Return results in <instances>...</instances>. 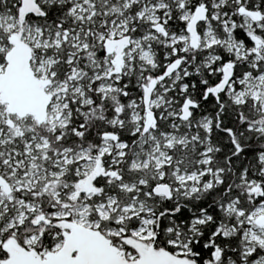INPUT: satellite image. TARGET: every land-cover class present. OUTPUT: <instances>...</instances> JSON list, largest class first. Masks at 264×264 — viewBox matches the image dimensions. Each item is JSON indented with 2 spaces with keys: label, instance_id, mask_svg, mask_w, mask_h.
Returning a JSON list of instances; mask_svg holds the SVG:
<instances>
[{
  "label": "snow or ice",
  "instance_id": "6c2138e0",
  "mask_svg": "<svg viewBox=\"0 0 264 264\" xmlns=\"http://www.w3.org/2000/svg\"><path fill=\"white\" fill-rule=\"evenodd\" d=\"M0 264H264V0H0Z\"/></svg>",
  "mask_w": 264,
  "mask_h": 264
}]
</instances>
